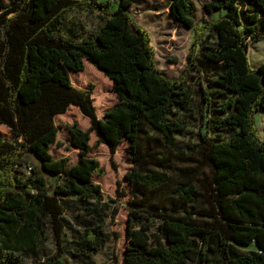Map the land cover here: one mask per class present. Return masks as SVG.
Segmentation results:
<instances>
[{
  "label": "trees",
  "instance_id": "trees-1",
  "mask_svg": "<svg viewBox=\"0 0 264 264\" xmlns=\"http://www.w3.org/2000/svg\"><path fill=\"white\" fill-rule=\"evenodd\" d=\"M136 1L0 0V264H23L45 230L54 249L34 264H96L118 238L105 230L118 207L94 179L106 170L91 136L110 154L124 145L130 164L115 188L127 212L120 264H264V139L254 119L264 61L248 59V40H264V0H207L200 21L192 0H166L193 32L175 78L157 68L150 35L129 12ZM80 8L99 12L96 30L65 23ZM85 62L112 83L116 101L102 117L91 89L71 81ZM194 72L211 75V90L197 88L204 132L192 141L177 137L193 124L177 113L191 110ZM71 105L89 119L87 129L68 126L73 163L49 152L55 117ZM67 198L82 201L87 221L73 216L69 234Z\"/></svg>",
  "mask_w": 264,
  "mask_h": 264
},
{
  "label": "rangeland",
  "instance_id": "rangeland-1",
  "mask_svg": "<svg viewBox=\"0 0 264 264\" xmlns=\"http://www.w3.org/2000/svg\"><path fill=\"white\" fill-rule=\"evenodd\" d=\"M195 5V16L198 21L205 18V13L202 9V4L207 0H192ZM129 12L134 21L150 35V43L155 52V60L157 68L163 70L170 78H175L183 70L185 66L186 56L193 40L192 30L179 26L170 17L168 4L166 0H138L129 7ZM65 23L74 29L83 28L84 30H96L101 24L99 12L80 8L70 12L65 19ZM205 36V33H204ZM248 59L252 68L264 61V40L251 42L248 40ZM71 81L78 88H90L92 91L93 105L98 117H102L103 112L116 101L115 94L112 89L111 81L99 70L93 67L90 63H84V69L80 72H71ZM205 73H193V77L189 83V91L192 95V106L190 111H179L180 117H189L193 120V124L186 129L182 134H178V138L195 140L197 132H204L203 124H199L201 113V103L197 93V88L201 85L207 90L209 87V79ZM211 116V113L209 114ZM256 125L259 129L261 137L264 139V110L260 109L254 115ZM57 125V134L55 143L50 145L49 152L55 157H68L69 163H73L77 159V152L73 149L69 142L68 126L76 123L80 128L87 129L89 119L82 115L79 109L73 105L69 106L65 112L58 114L55 117ZM204 121V120H203ZM1 132H7L6 128L0 125ZM95 137L91 136V153L96 157L100 164L105 167L106 173L104 176L94 175V179L101 184L104 193L115 200L117 214L113 220H107L105 227L106 231L116 230L119 236L115 240H110L106 245L99 250L92 259L96 264H120L122 251L124 246V229L126 210L124 209L125 197H116L115 188L117 182L120 181L121 188L125 186L124 173L129 169L130 164L127 161V153L124 150V145H120L114 154L108 152L104 144H94ZM36 165H39L38 160L29 156ZM120 188V186H119ZM83 203L80 200L67 198L65 200V217L69 219L66 223V231L69 234L76 226L73 216L79 214L78 222L83 226L86 217H83ZM81 208V209H80ZM74 228V227H73ZM247 247L246 249H252ZM53 241L51 232L45 230V239L37 250L32 253L23 255V264H34L53 252ZM73 263V261L71 262Z\"/></svg>",
  "mask_w": 264,
  "mask_h": 264
},
{
  "label": "built area",
  "instance_id": "built-area-1",
  "mask_svg": "<svg viewBox=\"0 0 264 264\" xmlns=\"http://www.w3.org/2000/svg\"><path fill=\"white\" fill-rule=\"evenodd\" d=\"M27 170L29 171V168H27Z\"/></svg>",
  "mask_w": 264,
  "mask_h": 264
}]
</instances>
